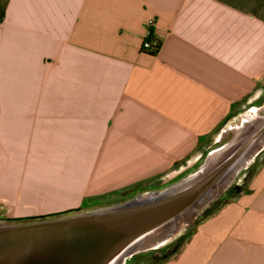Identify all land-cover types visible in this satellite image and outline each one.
I'll list each match as a JSON object with an SVG mask.
<instances>
[{"label":"crops","instance_id":"crops-1","mask_svg":"<svg viewBox=\"0 0 264 264\" xmlns=\"http://www.w3.org/2000/svg\"><path fill=\"white\" fill-rule=\"evenodd\" d=\"M149 18L155 54L141 49ZM260 120L264 0H0L9 215L32 214L63 182L103 193L181 175ZM152 264H264V161Z\"/></svg>","mask_w":264,"mask_h":264},{"label":"water","instance_id":"water-1","mask_svg":"<svg viewBox=\"0 0 264 264\" xmlns=\"http://www.w3.org/2000/svg\"><path fill=\"white\" fill-rule=\"evenodd\" d=\"M172 184L40 216L0 219V264H124L183 235L231 184L264 135L260 120ZM250 153V155H249Z\"/></svg>","mask_w":264,"mask_h":264},{"label":"rangeland","instance_id":"rangeland-1","mask_svg":"<svg viewBox=\"0 0 264 264\" xmlns=\"http://www.w3.org/2000/svg\"><path fill=\"white\" fill-rule=\"evenodd\" d=\"M238 124V122L236 123ZM232 135H228L224 138L223 143L227 141ZM219 147L218 145L209 149L212 151L213 149ZM208 151V152H209ZM251 155L249 153L250 159L248 160V164L241 170H239L234 178L232 179L231 184L227 187L225 192L223 193V198L220 201H215L213 204L209 206V212L212 213L220 205L231 200L237 193L244 191L247 189L248 182L254 172L257 170L259 165L264 161V135L260 136L258 141L255 143L251 150ZM204 157L199 161L197 166L193 167L189 171L173 176L171 172L165 173L161 175L155 180H151V182H143L137 185H129L125 188H122L118 191L111 192H95L94 190H88L85 187H81V185L71 184L69 182H63L60 186L57 185L55 188L53 186L47 187L46 198L45 200H39V204H32L30 211L32 214L25 216H14L9 215L5 210L0 208V219H10V218H18V217H30V216H40L48 213H54L66 209L85 207L89 205H94L97 203L116 201L122 198H125L129 195H133L140 191L151 190L161 188L163 186L172 184L176 181H179L181 178L185 177L187 174L194 171L202 162ZM173 177H172V176ZM209 213V214H210ZM207 216V215H206ZM189 233L188 235H190ZM186 231L183 235L177 237L175 240L171 241L168 244L160 247L158 251L152 250L149 251L145 257L146 264H152L153 262L160 261V259H165L172 256L174 253L178 252L180 246L184 242V240L188 237ZM178 240V241H177ZM175 241H177L175 243ZM139 256V255H138ZM136 257V256H135ZM133 258L128 263H131Z\"/></svg>","mask_w":264,"mask_h":264},{"label":"trees","instance_id":"trees-1","mask_svg":"<svg viewBox=\"0 0 264 264\" xmlns=\"http://www.w3.org/2000/svg\"><path fill=\"white\" fill-rule=\"evenodd\" d=\"M145 39L151 42V47H150V48H143L142 45H141V49H142V50H145V51H147V52H149V53H151V54H155V53L158 51V49H159V47H160V45H161V41H160L157 37H155V36L153 35V28L151 29V33H150L148 36H146ZM223 195H224V194H222V195H221L218 199H216L215 201H220V200L223 198ZM215 201H214V202H215ZM212 204H213V203H212ZM209 213H210V212H209V207H208V208L204 211V213L196 219V221L194 222V224H193L192 226H190V227L186 230L187 235H188L189 233H191V232L196 228L198 222H199L204 216H206V215L209 214ZM177 241H178V240H177ZM177 241H175V243H176ZM159 248H160V247H159ZM159 248H158V250H160ZM153 250L158 251L157 249H153ZM150 251H152V250H150ZM148 252H149V251H148Z\"/></svg>","mask_w":264,"mask_h":264},{"label":"built area","instance_id":"built-area-1","mask_svg":"<svg viewBox=\"0 0 264 264\" xmlns=\"http://www.w3.org/2000/svg\"><path fill=\"white\" fill-rule=\"evenodd\" d=\"M146 24H147V29H146V33H145V36H144V38L142 40L141 45H142L143 48H150L151 47V42L146 40L145 37L148 36L151 33V29L154 26V19L153 18H149L147 20Z\"/></svg>","mask_w":264,"mask_h":264}]
</instances>
